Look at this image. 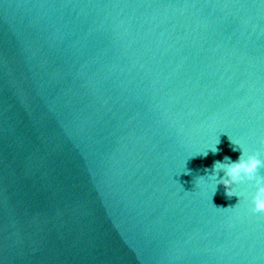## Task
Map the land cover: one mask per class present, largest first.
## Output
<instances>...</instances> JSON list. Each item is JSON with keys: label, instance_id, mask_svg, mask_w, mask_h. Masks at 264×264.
Here are the masks:
<instances>
[{"label": "water", "instance_id": "95a60500", "mask_svg": "<svg viewBox=\"0 0 264 264\" xmlns=\"http://www.w3.org/2000/svg\"><path fill=\"white\" fill-rule=\"evenodd\" d=\"M231 141L264 160V0H0V264H264Z\"/></svg>", "mask_w": 264, "mask_h": 264}, {"label": "clouds", "instance_id": "9594fccd", "mask_svg": "<svg viewBox=\"0 0 264 264\" xmlns=\"http://www.w3.org/2000/svg\"><path fill=\"white\" fill-rule=\"evenodd\" d=\"M231 140V139H230ZM235 146L233 151L239 150L241 155L238 160L233 162L230 158L226 157L224 162L217 161L213 165L212 179H217L218 174L222 171L224 178L218 179L217 184H222L225 188V194L228 198L233 196L239 197L237 193L233 191L234 184H240L254 182L256 188L255 194L252 198V209L254 214H264V176L258 175V170L264 168V160L259 157L261 153L249 154L243 149L242 145H238L231 141ZM215 154L216 148L211 149ZM207 155V153H204Z\"/></svg>", "mask_w": 264, "mask_h": 264}, {"label": "snow or ice", "instance_id": "6c2138e0", "mask_svg": "<svg viewBox=\"0 0 264 264\" xmlns=\"http://www.w3.org/2000/svg\"><path fill=\"white\" fill-rule=\"evenodd\" d=\"M233 191H234V189H233ZM235 192V191H234ZM236 193V192H235Z\"/></svg>", "mask_w": 264, "mask_h": 264}]
</instances>
